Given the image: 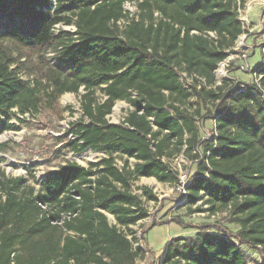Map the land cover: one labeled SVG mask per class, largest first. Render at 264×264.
Instances as JSON below:
<instances>
[{
    "label": "trees",
    "instance_id": "obj_1",
    "mask_svg": "<svg viewBox=\"0 0 264 264\" xmlns=\"http://www.w3.org/2000/svg\"><path fill=\"white\" fill-rule=\"evenodd\" d=\"M245 1L0 0V134L20 120L16 112L34 113L40 103L37 88L19 76L15 46L46 63L49 103L83 90L82 117L68 124L65 137L73 138L63 147L105 154L86 167L66 160L37 190L0 176V264H135L146 249L131 227L157 197L145 185L135 193L133 183H177L168 160L180 153L196 162L186 205L227 208L238 228L174 236L160 264H250L244 247L258 254L251 264H264V45L252 82L216 83L214 73L243 33L237 8ZM126 2L135 3V16ZM117 101L131 108L111 123ZM207 102L215 133L201 140L195 113Z\"/></svg>",
    "mask_w": 264,
    "mask_h": 264
},
{
    "label": "rangeland",
    "instance_id": "obj_2",
    "mask_svg": "<svg viewBox=\"0 0 264 264\" xmlns=\"http://www.w3.org/2000/svg\"><path fill=\"white\" fill-rule=\"evenodd\" d=\"M123 8L129 17L135 16L137 10L134 2H126ZM240 8L242 15L246 17L243 33L228 49L227 57L218 63L214 72L216 82L223 78L242 83L252 82L254 75L250 69L261 61L264 45V0H246ZM124 23L125 20L118 21L120 26ZM65 29L71 30L73 26ZM10 49L15 55L21 56L19 76L37 88L40 103L34 113L19 114L15 111L20 120L13 117L11 122L14 127L0 134V143L4 144L3 149H0V176L4 174L7 178H24L25 187L37 190L43 176L57 169L66 160L75 161L86 167L89 162H97L105 154L91 149L74 153L63 147L66 138H73L70 135L65 137L68 124L82 117L79 95L83 93L82 88L78 94L65 92L49 103L45 95L47 88L43 85L46 82L43 80L46 63L38 61V56L29 50L15 46H10ZM43 55L47 63H51L52 51L47 50ZM244 65H248L250 69L247 71L241 69ZM220 66L222 73L218 74ZM130 108L127 102L117 101L107 116L108 121L119 123ZM211 108L210 102L202 105L200 103L199 113H195L201 140L213 132V121L205 113ZM182 160L177 161L173 156L168 162L173 170L185 172L190 179L196 171V162L185 157ZM117 163L120 165L119 158ZM141 185L149 187L157 199L144 202L147 217L131 227L138 242L146 249L145 256L138 258L135 264H160V254L167 240L174 236L192 235L202 226L213 231L221 228L234 231L238 228L237 223L230 221L227 208L211 212L206 210L208 205L201 202L192 206L186 205L184 196L177 191L176 183H161L154 178L142 177L134 181L132 190L139 193L137 188ZM107 216L112 223V216L110 214ZM174 217L179 218L182 223L172 221ZM153 223L155 225L147 229ZM244 248L250 264L252 260L259 258L256 250Z\"/></svg>",
    "mask_w": 264,
    "mask_h": 264
},
{
    "label": "built area",
    "instance_id": "obj_3",
    "mask_svg": "<svg viewBox=\"0 0 264 264\" xmlns=\"http://www.w3.org/2000/svg\"><path fill=\"white\" fill-rule=\"evenodd\" d=\"M237 15H238V19L240 20L242 26L244 27V23L246 21V17L244 15H242V9L240 8V6H238L237 8ZM56 28L58 27H62L63 29L67 28L68 26H61L59 24L55 25ZM208 35L209 36H214V33L213 32H208ZM245 56V55H243ZM241 69L243 70H249V66L248 65H244L241 67ZM215 72V71H214ZM254 75V80H255V74L253 73ZM180 77L183 78V80H186V81H191L192 80V76H188L185 72H180ZM201 79V78H200ZM201 81H203L201 79ZM216 83H220V80H218V82ZM199 87V84L197 85ZM212 133H215L214 129H213V132ZM212 134L209 135V137H211ZM207 137V138H209ZM175 159L177 161L181 160L183 161L182 159H184V156L182 155V153L178 154L177 156H175ZM177 183H176V188H177V191L179 192V194L181 196H186V186L185 184L189 181V177L188 175L185 173V172H181V170H177ZM115 224V221L113 220V222ZM128 237L130 238L131 235H128ZM139 243V242H138ZM134 244V243H133ZM137 243L135 242L134 246L136 245ZM140 246H142V244L139 243ZM143 247V246H142Z\"/></svg>",
    "mask_w": 264,
    "mask_h": 264
},
{
    "label": "bare ground",
    "instance_id": "obj_4",
    "mask_svg": "<svg viewBox=\"0 0 264 264\" xmlns=\"http://www.w3.org/2000/svg\"><path fill=\"white\" fill-rule=\"evenodd\" d=\"M222 73V69H221V66L220 68L218 69V74H221Z\"/></svg>",
    "mask_w": 264,
    "mask_h": 264
},
{
    "label": "crops",
    "instance_id": "obj_5",
    "mask_svg": "<svg viewBox=\"0 0 264 264\" xmlns=\"http://www.w3.org/2000/svg\"><path fill=\"white\" fill-rule=\"evenodd\" d=\"M140 178H142V177H140ZM139 178V179H140ZM147 178H153V177H147ZM138 180V179H137ZM177 228H175V230H176ZM168 241V240H167ZM167 243V242H166ZM166 243H165V245H166ZM165 247V246H164ZM164 250V249H163ZM163 250L161 251V253L163 252Z\"/></svg>",
    "mask_w": 264,
    "mask_h": 264
}]
</instances>
